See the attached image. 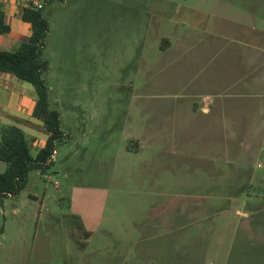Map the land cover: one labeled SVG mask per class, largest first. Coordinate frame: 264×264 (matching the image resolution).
<instances>
[{"label": "rangeland", "instance_id": "rangeland-1", "mask_svg": "<svg viewBox=\"0 0 264 264\" xmlns=\"http://www.w3.org/2000/svg\"><path fill=\"white\" fill-rule=\"evenodd\" d=\"M67 1L43 11L42 55L66 137L0 203V264H264V87L230 118L173 109L227 83L231 56L201 54L204 26L221 29L208 12L264 0ZM27 129L35 156L46 135Z\"/></svg>", "mask_w": 264, "mask_h": 264}, {"label": "crops", "instance_id": "crops-1", "mask_svg": "<svg viewBox=\"0 0 264 264\" xmlns=\"http://www.w3.org/2000/svg\"><path fill=\"white\" fill-rule=\"evenodd\" d=\"M30 1L0 0V9L4 13L5 23L11 28L8 34H0V51L13 52L21 44L29 41L32 34L31 25L21 19V12ZM263 9L264 2H219L218 10H214L213 13L208 12L209 16L206 14L207 12L204 14L208 17H214L221 29H217L216 33L212 34L204 26L202 43H210V47H203L201 54L214 53L231 56L230 59L224 60L223 68L222 66L220 69L217 68L220 71H215L214 76L227 83L221 90H216L218 88L216 86L211 92L193 91L182 97L176 96L173 109L177 114L183 112L184 115H188L187 112H189L201 119L234 117L232 114L235 115V109L236 113L242 111L232 105L241 97V89L247 91L261 84L260 87H264ZM258 15L261 18L260 22H258ZM195 36V33L192 34V39ZM178 39L184 41L180 43ZM186 40V38L177 37L174 45L168 43L166 49L163 47L161 50L165 49L168 52L181 50L180 53H182V47ZM214 44L217 48H214ZM187 45H192V43H187ZM226 69H229L227 74ZM258 71L261 74H257ZM36 99V92L30 83L0 71V125L4 127L17 126L26 133L28 138L27 127H36L39 133L46 135L44 140L39 139L38 135L31 136L34 138L33 143L37 144V154L38 150L45 145L48 136L44 132L41 122L33 117ZM180 103H184V106L178 105ZM227 113L229 114L227 115ZM236 118H240V115H236ZM33 120L38 121V124H35ZM32 148L33 145L31 150ZM229 209V212L233 210L237 214H241L234 208ZM226 210L228 209L222 210V212Z\"/></svg>", "mask_w": 264, "mask_h": 264}, {"label": "trees", "instance_id": "trees-1", "mask_svg": "<svg viewBox=\"0 0 264 264\" xmlns=\"http://www.w3.org/2000/svg\"><path fill=\"white\" fill-rule=\"evenodd\" d=\"M54 1L65 3L67 0H45L41 10L31 7L29 2L21 12V19L31 25L29 41L13 52L0 51V71L12 74L33 86L37 96L33 117L41 122L48 136L45 145L33 156L30 140L22 129L0 125V161L7 164L6 170L0 173V203L7 197L17 196L27 187L31 171L46 172L53 163L57 143L66 137L61 130V115L51 108L49 90L43 80L48 63L43 60L42 55L50 31L49 20L43 11ZM10 31L0 9V34H8Z\"/></svg>", "mask_w": 264, "mask_h": 264}, {"label": "built area", "instance_id": "built-area-1", "mask_svg": "<svg viewBox=\"0 0 264 264\" xmlns=\"http://www.w3.org/2000/svg\"><path fill=\"white\" fill-rule=\"evenodd\" d=\"M30 6L37 9V10H41L44 8V3H42L40 0H31L30 1Z\"/></svg>", "mask_w": 264, "mask_h": 264}]
</instances>
